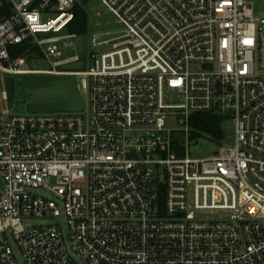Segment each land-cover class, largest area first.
Returning a JSON list of instances; mask_svg holds the SVG:
<instances>
[{"label":"built area","instance_id":"obj_1","mask_svg":"<svg viewBox=\"0 0 264 264\" xmlns=\"http://www.w3.org/2000/svg\"><path fill=\"white\" fill-rule=\"evenodd\" d=\"M91 1L0 0V80L71 76L83 96L76 112L0 109V264H18L12 246L21 264H264V11L97 0L122 28L96 33ZM80 9L82 56L64 31ZM25 41L39 57L12 56ZM198 114L230 117L233 145L191 158ZM61 215L65 235L23 223Z\"/></svg>","mask_w":264,"mask_h":264},{"label":"rangeland","instance_id":"obj_2","mask_svg":"<svg viewBox=\"0 0 264 264\" xmlns=\"http://www.w3.org/2000/svg\"><path fill=\"white\" fill-rule=\"evenodd\" d=\"M252 2L256 8L255 12H263L264 11V0H248ZM84 9L86 12L91 16H95L93 20V28L95 29L96 33H102L104 31L115 32L120 30L122 27L115 23V18L112 14L107 12L105 8L97 1L93 0L91 2H87L84 4ZM96 23H100L96 26ZM74 42L77 48V53L82 56L87 48V35L83 34L79 36L75 40H71ZM62 43V42H61ZM60 43V45H61ZM34 57H39V54L36 52L35 55L32 53ZM38 59L37 61L32 60L29 63L33 64L35 67H41L44 65V62ZM5 77H10L13 82V99L12 104L10 107L6 106L8 113L10 114H25L26 112V104L29 100V96L25 95L22 90V78L23 76H13V75H5ZM0 85V91H1ZM80 100H83V96L80 95ZM3 104L1 97H0V109L3 108ZM213 118L217 120L218 127L220 129V139L215 140L211 136V132H205L199 130L197 127L193 126V130L191 132L190 140L188 141V153L191 158L202 159L213 157L219 155L221 153L222 148H227L233 145L234 143V126L232 119L224 114H215L211 115ZM168 124L172 127H179L177 121L175 119H168ZM184 143V139L182 141ZM36 194L47 196L48 194L42 190L35 191ZM23 223L29 224H50V223H57L63 235L66 234V226H65V219L61 215L60 217H50V218H43L39 219L36 217H31L27 221L25 220ZM15 258L18 264H21V257L16 249L15 246H12ZM77 264H87L81 259L74 256Z\"/></svg>","mask_w":264,"mask_h":264},{"label":"water","instance_id":"obj_3","mask_svg":"<svg viewBox=\"0 0 264 264\" xmlns=\"http://www.w3.org/2000/svg\"><path fill=\"white\" fill-rule=\"evenodd\" d=\"M112 35H103L100 40ZM84 62L68 65L67 70H81ZM6 98L5 105L10 107L13 99V82L10 77L0 80ZM23 93L29 96L26 104L27 113H54L81 111L83 103L79 100L76 84L71 76L24 75L22 78ZM211 136L219 140V128L211 131Z\"/></svg>","mask_w":264,"mask_h":264},{"label":"trees","instance_id":"obj_4","mask_svg":"<svg viewBox=\"0 0 264 264\" xmlns=\"http://www.w3.org/2000/svg\"><path fill=\"white\" fill-rule=\"evenodd\" d=\"M87 29V14L83 10H77L73 16V19L66 25L64 31L67 33H76L82 35ZM35 48L29 45L28 42H24L13 49L12 56L24 53L26 50L35 53ZM196 125V126H195ZM191 126L197 127L201 131L211 132L214 128H219L217 120L211 115L198 114L193 115L191 118Z\"/></svg>","mask_w":264,"mask_h":264},{"label":"flooded vegetation","instance_id":"obj_5","mask_svg":"<svg viewBox=\"0 0 264 264\" xmlns=\"http://www.w3.org/2000/svg\"><path fill=\"white\" fill-rule=\"evenodd\" d=\"M0 85H1V83H0Z\"/></svg>","mask_w":264,"mask_h":264}]
</instances>
